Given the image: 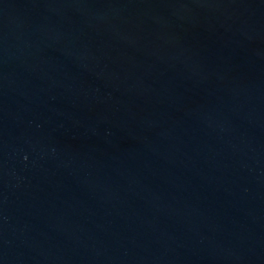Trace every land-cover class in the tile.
<instances>
[{"label":"water","instance_id":"95a60500","mask_svg":"<svg viewBox=\"0 0 264 264\" xmlns=\"http://www.w3.org/2000/svg\"><path fill=\"white\" fill-rule=\"evenodd\" d=\"M0 264H264V0H0Z\"/></svg>","mask_w":264,"mask_h":264}]
</instances>
